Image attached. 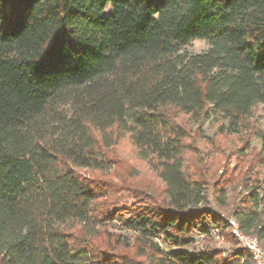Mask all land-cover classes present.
I'll return each instance as SVG.
<instances>
[{"label": "trees", "instance_id": "16d2710c", "mask_svg": "<svg viewBox=\"0 0 264 264\" xmlns=\"http://www.w3.org/2000/svg\"><path fill=\"white\" fill-rule=\"evenodd\" d=\"M259 106L264 0H0V264H251Z\"/></svg>", "mask_w": 264, "mask_h": 264}, {"label": "rangeland", "instance_id": "374dc122", "mask_svg": "<svg viewBox=\"0 0 264 264\" xmlns=\"http://www.w3.org/2000/svg\"><path fill=\"white\" fill-rule=\"evenodd\" d=\"M207 47H208V44L204 40L193 39L189 43L184 45L181 50L182 51L186 50L189 53H198V52H202L206 50ZM253 119L257 125H259L260 127H264V111L262 110L260 106L255 109ZM217 124H218V121H216L215 118H209L202 122L201 127L204 130L206 135L212 136L214 131L217 128ZM250 142L255 147L259 146V141L254 137L251 139ZM235 144H237V141ZM129 150H130L129 144L127 143L123 144L122 151L124 153H128ZM234 161H235L234 159L230 161V166H232V168L234 166ZM235 172L237 174L238 172H240V170L236 169ZM258 172L260 175H262L261 170H258ZM237 190H239V188ZM236 192L237 191L235 190L234 193L230 194L228 198H230L231 200L233 196L236 195ZM228 218H233V217L228 215ZM191 237L193 238V243L189 247H185L188 250L199 251L206 247H210L213 249L215 248V249H219L221 251L222 256L226 258V256L233 249H240L235 238L232 236L231 233L229 234L228 232H225L224 234L223 233L221 234L219 231L213 232L212 235L207 238H204L202 235L198 233H193ZM163 247L166 250L175 249V247L167 246L165 244H163Z\"/></svg>", "mask_w": 264, "mask_h": 264}, {"label": "built area", "instance_id": "2783aa9c", "mask_svg": "<svg viewBox=\"0 0 264 264\" xmlns=\"http://www.w3.org/2000/svg\"><path fill=\"white\" fill-rule=\"evenodd\" d=\"M230 233L237 241L239 247L246 251L251 259V264H264V248L255 235L241 231L234 218H228ZM213 232H218L214 229Z\"/></svg>", "mask_w": 264, "mask_h": 264}]
</instances>
